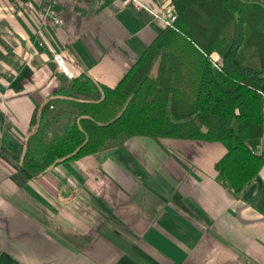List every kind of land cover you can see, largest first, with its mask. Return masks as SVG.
Returning <instances> with one entry per match:
<instances>
[{
  "label": "crops",
  "instance_id": "crops-1",
  "mask_svg": "<svg viewBox=\"0 0 264 264\" xmlns=\"http://www.w3.org/2000/svg\"><path fill=\"white\" fill-rule=\"evenodd\" d=\"M45 1L0 0V264H264V166L235 195L221 143L123 137L39 176L22 167L35 108L67 80L55 53L115 88L165 30L118 0H56V27ZM249 146L264 159V134Z\"/></svg>",
  "mask_w": 264,
  "mask_h": 264
},
{
  "label": "trees",
  "instance_id": "trees-1",
  "mask_svg": "<svg viewBox=\"0 0 264 264\" xmlns=\"http://www.w3.org/2000/svg\"><path fill=\"white\" fill-rule=\"evenodd\" d=\"M171 2L178 32L165 29L115 88L81 74L35 108L18 153L30 175L147 137L221 143L216 169L237 196L257 178L264 159L249 142L264 134V0Z\"/></svg>",
  "mask_w": 264,
  "mask_h": 264
},
{
  "label": "built area",
  "instance_id": "built-area-1",
  "mask_svg": "<svg viewBox=\"0 0 264 264\" xmlns=\"http://www.w3.org/2000/svg\"><path fill=\"white\" fill-rule=\"evenodd\" d=\"M56 0H46L41 6L38 12V18L41 22L51 24L53 26H61L63 24V19L56 10ZM121 5L125 8H130L135 11H147L151 13L157 21H160L165 28L174 30L178 32L176 27L177 14L174 10H171L166 7V5H162V10L160 12H152L149 7L142 0H118ZM160 2H165V0H159ZM54 61L57 64L59 71L66 76L68 79L74 78L76 75L71 71L70 66L66 59L58 53L54 55ZM213 67L215 69H221L222 63L217 59L211 57L210 59Z\"/></svg>",
  "mask_w": 264,
  "mask_h": 264
},
{
  "label": "rangeland",
  "instance_id": "rangeland-1",
  "mask_svg": "<svg viewBox=\"0 0 264 264\" xmlns=\"http://www.w3.org/2000/svg\"><path fill=\"white\" fill-rule=\"evenodd\" d=\"M158 22H160V21H158ZM161 23V22H160ZM163 25V24H162ZM164 26V25H163ZM165 28V27H164ZM165 29H168V28H165ZM59 54V53H58ZM212 58H214V59H217L219 62H221V59L219 58V57H217V56H212ZM211 59V58H210ZM217 70H220V69H217ZM157 72H158V69H157V66L152 70V74H151V76L153 75V76H156L157 75ZM65 77V76H64ZM55 78L58 80V84H59V81H61V80H59V76L58 77H56L55 76ZM35 80H39V78H37V79H35ZM67 82V80L66 81H64V82H62L59 86H55V88H53V90L51 91V95H53V93L55 92V91H57L59 88H60V86L61 85H63V84H65ZM34 87L35 86H33V84H31V87L29 88V89H34Z\"/></svg>",
  "mask_w": 264,
  "mask_h": 264
}]
</instances>
